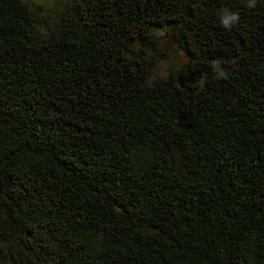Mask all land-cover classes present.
I'll return each instance as SVG.
<instances>
[{
    "label": "trees",
    "instance_id": "16d2710c",
    "mask_svg": "<svg viewBox=\"0 0 264 264\" xmlns=\"http://www.w3.org/2000/svg\"><path fill=\"white\" fill-rule=\"evenodd\" d=\"M247 4L0 0V264H264ZM168 44L185 59L158 73Z\"/></svg>",
    "mask_w": 264,
    "mask_h": 264
},
{
    "label": "rangeland",
    "instance_id": "374dc122",
    "mask_svg": "<svg viewBox=\"0 0 264 264\" xmlns=\"http://www.w3.org/2000/svg\"><path fill=\"white\" fill-rule=\"evenodd\" d=\"M63 1L64 0H29V2H34L35 4L39 5L44 13L53 10ZM156 31L159 34L163 35V39H164V35H165L164 28L157 29ZM168 45H169L168 46L169 59L167 61H162L159 64L158 73H165L171 64L180 63L185 59V55L183 54V52L178 48H176L175 45L173 44H168Z\"/></svg>",
    "mask_w": 264,
    "mask_h": 264
},
{
    "label": "clouds",
    "instance_id": "9594fccd",
    "mask_svg": "<svg viewBox=\"0 0 264 264\" xmlns=\"http://www.w3.org/2000/svg\"><path fill=\"white\" fill-rule=\"evenodd\" d=\"M248 7L254 8L255 7V0H248ZM239 21V15L235 12H225V14L221 17L220 23L223 25L225 29L230 28L233 24ZM213 68L216 69L217 72V79L223 77L227 78V73L220 68L219 61L213 62Z\"/></svg>",
    "mask_w": 264,
    "mask_h": 264
}]
</instances>
